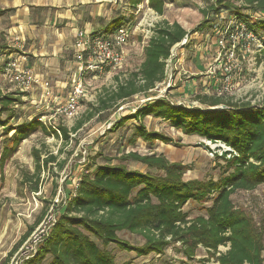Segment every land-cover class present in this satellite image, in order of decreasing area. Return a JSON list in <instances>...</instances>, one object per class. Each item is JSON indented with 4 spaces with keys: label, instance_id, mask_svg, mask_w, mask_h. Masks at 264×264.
<instances>
[{
    "label": "trees",
    "instance_id": "1",
    "mask_svg": "<svg viewBox=\"0 0 264 264\" xmlns=\"http://www.w3.org/2000/svg\"><path fill=\"white\" fill-rule=\"evenodd\" d=\"M143 1L127 0L128 9L140 10L137 7ZM237 1L240 2L238 6L231 0H214L205 10V18L192 31H221L219 24L212 26L209 11L218 16L221 9L232 7L234 13L228 19L244 22L262 42L259 52L264 56V0ZM164 6L165 0H146L145 7L162 15ZM241 9L249 10L250 14L260 13V17L249 22L240 14ZM131 22L133 20H123L102 32L109 34ZM188 35L189 32L176 21L154 25L137 70L122 79L115 77V86L105 90L97 105L92 106L72 128L60 124L46 126L37 116L8 128L14 132L2 147L0 172L20 143L31 134L40 131L44 136L68 142L70 132H76L95 114L99 116L107 109L113 113L135 95L149 97L151 90L164 80L171 48L184 38L187 40ZM23 95V91L0 92V126L8 125L12 118L17 122L16 106L21 103ZM195 100L204 106L178 104L168 96L151 97L134 112L120 115L113 129L135 120L138 123L132 130L131 140L140 139L148 144L170 143L172 138L168 135L146 128L144 118L153 116L167 121L183 134L222 143L229 149L220 154L215 152V157L223 161L218 164L220 175L217 178L185 179L181 163L170 161L157 152L120 154L119 160L139 162L149 169L146 171L113 163L114 159L109 157L102 164L91 162L80 173L73 192H69L57 209L35 252L21 264H43L46 260L47 264H116L109 245L146 256L163 254L169 245L176 243L188 259H192L197 248L202 247L214 257L216 264H264L261 234L254 228L250 217L236 208L231 200L237 190H253L264 184V88L259 103L224 101L220 96L204 94H196ZM221 103L224 107H215ZM3 114L6 118H1ZM32 155L36 171L31 176L24 174L20 184L32 183L30 190L37 192L40 168L56 161L57 157L46 153L41 158L37 148H32ZM63 163L58 162L59 168ZM209 199L205 214L190 217L188 210L184 209L188 203L199 204ZM39 222L40 218L12 247L5 260L10 259ZM120 231L140 235L143 243L140 246L130 244L119 237ZM219 246H227V249L219 252Z\"/></svg>",
    "mask_w": 264,
    "mask_h": 264
},
{
    "label": "rangeland",
    "instance_id": "2",
    "mask_svg": "<svg viewBox=\"0 0 264 264\" xmlns=\"http://www.w3.org/2000/svg\"><path fill=\"white\" fill-rule=\"evenodd\" d=\"M166 1V9L162 16L146 7L135 14L128 41L124 46L123 61L119 67H105L98 72L84 71L80 79L82 92L72 116L55 112L64 100L55 103L50 101L49 106L44 100L42 103H37L33 99L26 100L21 110L25 112L35 110L37 117H43L46 126L55 127L60 124L68 129L72 128L84 118L92 106L97 105L99 97L104 96L105 90L115 86V77L122 79L129 72L137 70L142 60L147 36L153 25L177 21L186 30L192 31L205 18V10L214 2V0ZM231 1L236 6L240 5L237 0ZM233 13L232 7L223 8L218 16L213 11H209L208 18L212 19V26L219 24L218 26H222L220 30L223 31L222 28L225 30L233 26V21L228 19ZM240 14L245 15L249 22L260 17V13L250 14V11L245 9H241ZM120 22L121 20H118L117 23ZM194 33L191 32V40H203L207 45L206 52L199 59L197 54H194V50H186L189 46L187 40L179 46H173L170 58L166 61L164 80L151 90L149 97L135 95L113 113H109L107 109L99 116L95 114L76 132H70L68 142L53 136H44L37 131L20 143L0 172V264H21L23 259L35 252L37 244L54 220L57 209L69 196V192H73L80 173L91 162L102 164L105 158L109 157L114 159L113 163H122L128 168L146 171L149 169L139 162L119 160L120 154L128 151H136L140 154L157 152L164 154L170 161L181 163L184 166L185 179H215L220 175L218 164H223V161L215 157V152L220 154L223 146L209 143L198 135L183 134L180 130L172 128L167 121L153 116L144 118L148 130L162 132L172 138L167 144L161 142L148 144L140 139L131 140L132 130L138 123L135 120H129L123 126L113 129V124L120 115L134 112L142 102L151 97L168 96L176 102L197 107L204 105L195 100L196 94L220 96L224 101L260 102L264 88V56L257 50L255 42L246 40L245 44L235 50L236 68L233 71L232 83L224 88L218 81L221 76L220 62L224 57H216L217 34L213 30L207 34L198 33L197 36ZM73 85L66 95L72 92ZM44 92L49 93L48 86L45 87ZM222 106L223 103L215 107ZM1 118H6V115L3 114ZM21 122L22 119L15 123L10 120L8 125L0 126V151L6 139L14 132V129L8 128L19 126ZM32 148L40 151L41 158L46 153H52L57 157L56 161L40 168L37 192L30 190L32 183L20 184L24 174L31 176L36 171ZM60 161H64L61 168L58 166ZM151 171L156 172V170ZM231 200L236 208L250 217L254 228L261 234L264 244V184L253 190H237L231 195ZM209 204L210 199L199 204L188 203L184 209L188 210L190 217H193L205 214L204 208ZM44 210L45 214L42 216ZM39 218L40 222L26 240L18 245L8 261L5 260L7 253ZM118 235L135 246L143 243V239L137 234L120 231ZM226 249V246L218 247L219 252H224ZM109 250L114 255L116 264H216L214 257L208 255L202 247L197 248L192 259L186 258L177 243L169 245L163 254L158 255L152 253L137 256L133 251L120 250L114 245H109ZM262 256L264 257V249ZM43 264H47V260Z\"/></svg>",
    "mask_w": 264,
    "mask_h": 264
},
{
    "label": "crops",
    "instance_id": "3",
    "mask_svg": "<svg viewBox=\"0 0 264 264\" xmlns=\"http://www.w3.org/2000/svg\"><path fill=\"white\" fill-rule=\"evenodd\" d=\"M166 4L165 0L164 12ZM145 6L146 0L137 8ZM134 11L128 9L127 0H0V92L21 91L2 75L8 58L18 54L26 56L25 65L37 79L29 90L23 91L25 95L16 109L17 119L24 123L36 116L35 110H21L26 100H44L47 106L50 101L65 100L74 82L82 78L84 71L74 44L78 30L90 35L113 28L118 20L135 19ZM186 31V50H194L201 59L207 45L203 40H191L193 31ZM207 32L193 33L197 36ZM44 83L48 84L47 95ZM11 120L15 122L14 118Z\"/></svg>",
    "mask_w": 264,
    "mask_h": 264
},
{
    "label": "built area",
    "instance_id": "4",
    "mask_svg": "<svg viewBox=\"0 0 264 264\" xmlns=\"http://www.w3.org/2000/svg\"><path fill=\"white\" fill-rule=\"evenodd\" d=\"M138 12L139 10L137 9L135 14ZM133 23L134 22L124 24L109 34L100 31L88 35L82 30H78L74 44L81 71L90 70L98 72L105 67H119L123 61L124 46L128 41L129 31ZM232 25L231 28L229 27V29H223V31L216 33V41L218 45L216 57H224V60L222 59L220 62L221 76L218 81L224 88L232 83L233 71L236 68L235 50L245 44L246 40H253L258 51L262 48V42L246 27L244 22L237 21L233 22ZM150 34L151 30L147 36V40ZM185 40L186 38L174 46L183 44ZM25 61L26 56L18 54L15 57L8 58L2 67V75L5 80L11 82L21 91L28 90L37 81L30 68L26 67ZM44 85L46 87L48 84L44 83ZM81 92L82 87L79 79L74 82L72 92L69 93L63 104L55 109V112L64 116H72L75 112L78 101L77 99ZM45 93L48 94V92ZM177 103L180 104V102ZM39 120L44 123L42 116L39 117ZM207 142L212 143L210 141ZM218 144L223 146L222 151L229 149L222 143L218 142Z\"/></svg>",
    "mask_w": 264,
    "mask_h": 264
},
{
    "label": "water",
    "instance_id": "5",
    "mask_svg": "<svg viewBox=\"0 0 264 264\" xmlns=\"http://www.w3.org/2000/svg\"><path fill=\"white\" fill-rule=\"evenodd\" d=\"M222 107H224V106H222ZM222 107H221V108H222Z\"/></svg>",
    "mask_w": 264,
    "mask_h": 264
}]
</instances>
